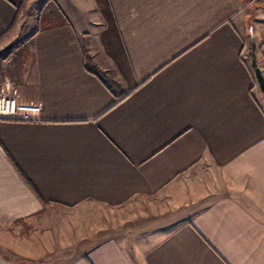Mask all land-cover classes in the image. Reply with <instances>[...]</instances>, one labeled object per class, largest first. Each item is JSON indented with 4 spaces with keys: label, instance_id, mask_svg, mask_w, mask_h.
Here are the masks:
<instances>
[{
    "label": "crops",
    "instance_id": "0c3cea01",
    "mask_svg": "<svg viewBox=\"0 0 264 264\" xmlns=\"http://www.w3.org/2000/svg\"><path fill=\"white\" fill-rule=\"evenodd\" d=\"M39 2L0 0V51ZM44 4L0 61L41 108L0 119V264H264V0Z\"/></svg>",
    "mask_w": 264,
    "mask_h": 264
},
{
    "label": "rangeland",
    "instance_id": "374dc122",
    "mask_svg": "<svg viewBox=\"0 0 264 264\" xmlns=\"http://www.w3.org/2000/svg\"><path fill=\"white\" fill-rule=\"evenodd\" d=\"M29 6L26 4V14L23 18V20L18 21V26L21 30V36L20 39H23L24 36H28L30 33L34 32L36 30V27H40L42 23V18L47 15L46 10V4H44V0H40L37 5H35L32 9L28 10L26 7ZM251 28V25L249 26ZM8 48V47H7ZM7 48L0 51V53L4 52ZM251 52V51H250ZM250 59L249 62H251V55H249ZM259 60V59H258ZM260 63V62H259ZM251 64V63H250ZM260 67L263 69L262 62L260 63ZM264 72V69H263ZM5 92L9 90L8 86L3 89ZM8 95V93H7ZM11 96V95H10ZM261 102L264 105V97L261 94ZM85 212L79 210H65V209H56L49 207L47 212H45L42 215V218L45 220V218L54 221V223H60L61 221H71V220H81ZM87 214V213H86ZM128 225V224H127ZM130 227V226H129ZM40 228L42 230V233L47 230L48 225L46 222H42L40 225ZM56 230L58 231L59 228L56 227Z\"/></svg>",
    "mask_w": 264,
    "mask_h": 264
},
{
    "label": "built area",
    "instance_id": "2783aa9c",
    "mask_svg": "<svg viewBox=\"0 0 264 264\" xmlns=\"http://www.w3.org/2000/svg\"><path fill=\"white\" fill-rule=\"evenodd\" d=\"M41 108L34 104H22L14 96L0 92V119L18 120L24 122L34 121Z\"/></svg>",
    "mask_w": 264,
    "mask_h": 264
},
{
    "label": "water",
    "instance_id": "95a60500",
    "mask_svg": "<svg viewBox=\"0 0 264 264\" xmlns=\"http://www.w3.org/2000/svg\"><path fill=\"white\" fill-rule=\"evenodd\" d=\"M250 37H251V53H250L251 68H252L257 86L260 89L264 97V72H263V69L260 67V63L258 60V54H257L256 38L252 30L250 31Z\"/></svg>",
    "mask_w": 264,
    "mask_h": 264
},
{
    "label": "trees",
    "instance_id": "16d2710c",
    "mask_svg": "<svg viewBox=\"0 0 264 264\" xmlns=\"http://www.w3.org/2000/svg\"><path fill=\"white\" fill-rule=\"evenodd\" d=\"M26 9L25 5H23L20 9H18V15L16 17L15 23L16 24L21 16H25ZM32 36L23 38V39H16L4 52L0 53V61L6 62L12 58L15 52L22 46L27 40H29Z\"/></svg>",
    "mask_w": 264,
    "mask_h": 264
}]
</instances>
